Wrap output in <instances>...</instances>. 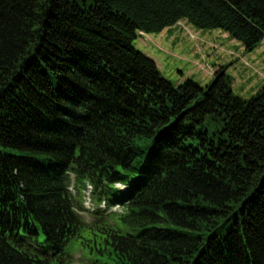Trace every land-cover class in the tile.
<instances>
[{
	"label": "trees",
	"instance_id": "16d2710c",
	"mask_svg": "<svg viewBox=\"0 0 264 264\" xmlns=\"http://www.w3.org/2000/svg\"><path fill=\"white\" fill-rule=\"evenodd\" d=\"M180 21L253 52L264 0H0V264H264V85L166 80L134 43Z\"/></svg>",
	"mask_w": 264,
	"mask_h": 264
},
{
	"label": "rangeland",
	"instance_id": "374dc122",
	"mask_svg": "<svg viewBox=\"0 0 264 264\" xmlns=\"http://www.w3.org/2000/svg\"><path fill=\"white\" fill-rule=\"evenodd\" d=\"M134 47L151 58L161 75L174 85L191 79L204 87L223 69L224 75L230 78L231 91L237 97L248 99L264 85V39L253 52H245L223 32L197 30L186 21H180L158 35H140ZM85 194L90 196V192L85 191L80 199L88 212L80 213V216L90 224L95 222L91 212L100 208V204L92 200L89 203ZM109 212L118 214L122 209L117 206L116 210ZM109 212H105L102 218L114 224V216H106ZM117 226L122 228L121 224ZM89 236L93 239V235ZM90 247H93L92 241L78 239L71 242L68 251L72 264H91Z\"/></svg>",
	"mask_w": 264,
	"mask_h": 264
}]
</instances>
